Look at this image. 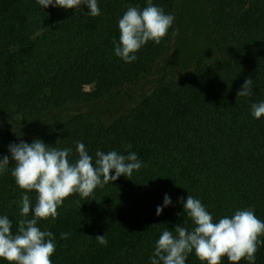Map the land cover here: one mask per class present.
<instances>
[{"label": "trees", "instance_id": "1", "mask_svg": "<svg viewBox=\"0 0 264 264\" xmlns=\"http://www.w3.org/2000/svg\"><path fill=\"white\" fill-rule=\"evenodd\" d=\"M204 2L209 22L202 41L220 56L199 61L182 82L160 83L138 106L104 125L83 113L49 119L111 98L150 74L171 48L177 0H152L175 19L161 43L149 41L132 63L115 55L118 20L129 6L143 9L147 0H97L101 15L96 17L86 5L44 9L37 0H0V123L6 125L0 129V158L9 157L0 174V216L11 220L12 232L22 218V195L34 206L36 193L16 185L10 144L40 139L71 148L69 159L75 162L80 141L93 160L97 150L135 152L143 164L130 179L122 175L86 200L70 196L54 221L38 222L55 238L53 264H151L164 229L175 235L178 224L189 231L194 227L181 202L189 194L214 222L245 208L264 221V116L254 118L251 109L264 102V0ZM247 78L253 80L252 95L238 97ZM88 82L93 92L85 91ZM165 195L172 202L166 207ZM158 206L163 207L159 216ZM61 233L68 238L61 239ZM97 235L106 236L107 246L98 243ZM186 264L202 262L193 252ZM221 264L230 262L224 257ZM255 264H264V245Z\"/></svg>", "mask_w": 264, "mask_h": 264}, {"label": "clouds", "instance_id": "2", "mask_svg": "<svg viewBox=\"0 0 264 264\" xmlns=\"http://www.w3.org/2000/svg\"><path fill=\"white\" fill-rule=\"evenodd\" d=\"M42 8L49 6L79 9L86 5L92 17L101 15L97 0H37ZM175 17L166 14L163 8L147 0V6H129L118 20L119 43L115 45V55L125 63L137 60L136 53L149 41L159 45L168 34ZM253 80L245 79L238 97H248L253 92ZM252 116L260 119L264 116V102L251 105ZM131 148V145H127ZM9 151L15 162L11 175L19 189L25 193L35 192L36 203L33 206L27 194L20 200V216L17 232H12V222L7 216H0V260L7 264H53L51 257L56 251L51 231H42L37 225L41 220H55L58 209L64 201L74 194L81 199L91 196L97 187H104L124 175L130 179L134 170L143 167L135 152L128 155L116 151L107 153L97 150L95 160L85 145L77 141L78 159L70 161L71 148L60 149L46 145L36 139L31 144L20 141L10 144ZM9 166V157L0 158V174ZM115 170V175L112 171ZM183 212L194 227L178 224L174 231L164 229L155 243L151 264H186L189 254L204 264H221L227 257L230 264H239L245 260L255 264L256 253L264 245V221L259 219L252 208L237 209L231 217L225 216L214 222L213 216L202 202L188 195L181 198ZM79 203V201H77ZM171 199L165 195L163 206H169ZM81 207V206H80ZM163 207L158 206L159 216ZM31 218L29 219V215ZM188 220L184 221L187 225ZM68 233H61V239H67ZM100 245L107 246L105 235H97Z\"/></svg>", "mask_w": 264, "mask_h": 264}, {"label": "rangeland", "instance_id": "3", "mask_svg": "<svg viewBox=\"0 0 264 264\" xmlns=\"http://www.w3.org/2000/svg\"><path fill=\"white\" fill-rule=\"evenodd\" d=\"M177 3L178 17L171 48L153 67L150 74L120 88L111 98L98 103L70 107L52 114L49 120L83 113L93 121L110 125L138 106L160 83L182 82L199 61L212 62L219 57L214 48L202 41L204 28L209 22L204 0H177ZM94 90V85L88 82L85 91ZM4 128L6 125L0 123V129Z\"/></svg>", "mask_w": 264, "mask_h": 264}]
</instances>
